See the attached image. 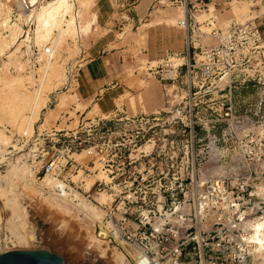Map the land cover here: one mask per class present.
<instances>
[{"label": "built area", "instance_id": "obj_1", "mask_svg": "<svg viewBox=\"0 0 264 264\" xmlns=\"http://www.w3.org/2000/svg\"><path fill=\"white\" fill-rule=\"evenodd\" d=\"M45 1L0 0V6L5 8L0 15V32L6 34L17 27L20 53L30 72L51 59V46H38L33 36V12ZM172 4L184 9L177 25L186 32V50L146 62L142 69L159 80L185 85L187 102L170 109L179 116L185 109L192 113L197 94L210 93V89L201 91L207 81L212 85L216 78L220 81L236 70L247 72L258 59L262 39L253 19L234 22L225 28H213L216 44L200 50L198 55V47L192 42L195 20L187 7L188 0H172ZM74 67H66V90L76 77ZM193 125L192 121H160L156 117L150 120L143 115L93 117L73 128L36 132L26 145H36L31 155L40 157L35 175L51 174L57 182L71 185L102 212L96 219L81 210L79 215L88 219L99 242L119 250L129 264H264V256L253 260L254 253L244 241L238 250L226 255L218 248L224 239L219 237L222 231H243L244 222L264 215V185H239L237 176H230L229 180L217 172L198 174L194 155L178 157L171 152L174 144L194 141ZM159 129H163V136H158ZM176 133L185 138L176 137ZM26 136H18L17 142H25ZM38 149L41 150L37 155ZM82 152L89 156L88 166L73 157ZM79 170L82 176L100 175L88 191L83 187V178L78 184L70 177ZM257 173L250 170L248 177ZM59 190L60 185L45 188L48 194ZM92 190L105 192L110 202L97 201ZM180 204H188L190 212H184L185 206ZM210 236H216L217 248L209 242Z\"/></svg>", "mask_w": 264, "mask_h": 264}, {"label": "rangeland", "instance_id": "obj_2", "mask_svg": "<svg viewBox=\"0 0 264 264\" xmlns=\"http://www.w3.org/2000/svg\"><path fill=\"white\" fill-rule=\"evenodd\" d=\"M91 2L92 0L85 3L82 0L75 2V10L81 15L80 26L89 21L88 19L91 16L92 25L95 23L96 16L94 14L84 15L90 8ZM252 4V0L240 2L233 0L231 2L232 12L236 15V23H244L254 18L253 14H249V6ZM0 7L4 9H1L0 13L3 14L5 8ZM215 14L214 12L208 15L213 18L207 16L202 21H198L199 30L192 33V42L198 47L195 49V53L197 54H199L200 50L216 44L217 41L212 36L211 31L213 28H225L231 24V18L222 21L218 17L214 19V16H217ZM179 18H182L180 14L173 22L176 26H178L177 20ZM211 19V24L207 25L206 22ZM145 26L144 24L138 30L134 29L133 31L127 28H117L113 34L115 43L109 45V48L118 47L119 45L124 46V52L128 55V62L124 65L123 74L126 85L131 92L126 91L117 104L120 105L127 97L134 93H140L146 84L150 83L151 88L147 91L144 102L155 103L160 100L159 104L144 109V113L135 114L134 111L130 112L131 114H135L132 117L143 115L144 119L150 120L152 117H156L160 121H183L186 123L192 121L194 123V141L192 143L183 142L174 144L170 150L171 152L178 157L189 156L190 154L194 155L196 157L198 174L206 173L209 175L217 172L218 175L228 177L229 180L237 176L239 185H264V40L261 42L262 48L260 54H258L257 61L252 63L247 72L236 70L231 73V76L225 77L220 81L216 78V82L212 85L207 81L204 87L201 88V91L203 89H210V93L205 96L197 94L198 96L192 102V104L196 103L192 113L190 114L185 109V111L177 116L175 113H171L170 109L179 105L183 106L187 102L185 85L180 82L159 80L157 76L153 77L142 69L148 59L142 52V48L146 44ZM92 29L93 26L89 31L85 33L81 32L75 38H69L67 43L63 45L62 50L55 56L59 65H57L51 76L53 78H50L49 86L47 84L45 88V93L48 94L46 104L40 110L38 119L32 124L31 132L26 136L25 142H17L18 136H21L23 133L15 125L13 126L10 121L20 112L19 110L23 109L21 107L25 105V101L20 95L15 93L11 95L10 91H8V95L5 93L7 96L5 95L4 98L0 99V116H2L0 119H5V121L2 119L3 123L0 124V135H4L5 138L9 139V144L6 147H2V149H5H3L4 152L0 155V173H6L14 159H26L27 165L34 173L35 185H40L43 175H35L39 168L40 157L35 158L34 155H31V152L36 149V145H33V149L30 148L32 145H26V142L34 133L38 132L41 134L44 129L53 126L55 121L60 118V113L69 112V115L75 118L67 128H73L77 125L78 116L75 115V110L83 109V107L75 96L71 95L73 94L72 91H76L74 87L75 82H73L69 90L64 88L65 70L67 65H71V67L75 66L73 72L77 73L80 65L90 58L87 54L89 44L103 34V32ZM193 29L197 30L196 26ZM45 44H49L52 48L51 41ZM15 48L11 47L6 52H0V68L4 69L5 63L8 62L7 73L10 77L17 76L26 79L31 72L25 69V62L22 59L20 51L17 50L12 54L13 56L8 57L10 51H13ZM196 57L202 59V56L196 55ZM44 62H41L33 72L35 79H39L40 75L37 71L40 66L42 68ZM162 84H174L172 90L175 97L171 94H169L171 95L170 98L166 97L167 95L164 96L165 89H168V86H163ZM32 89L33 87H30V90ZM5 97L8 98L6 99ZM62 97L63 104L59 107L56 106L58 100ZM167 98H169V103L165 102ZM135 99L136 96L132 97L128 102L132 104V100ZM74 104L76 105L75 109H70L71 105ZM45 111L47 113L43 116V120L42 114ZM98 113L99 111H97V106L95 105L94 109L87 114V117H93L94 114ZM26 115H28L27 112ZM60 119L61 124L57 127L58 129L63 127L66 121L64 117ZM163 129H159L158 136H163ZM176 137L185 138V135L176 133ZM21 150L23 151L22 153ZM40 150H37V155ZM28 153L30 155L24 157ZM73 157L79 164L84 166L89 165V156L86 152ZM34 165L37 167H33ZM250 170H256L258 173L256 176L248 177ZM81 174L82 171L79 170L77 175L72 173L70 177L74 182L78 181V184H81L80 180L83 178L85 191H88L93 181L100 177L99 174L92 176H82ZM38 176L39 178H37ZM89 183V188H86V185ZM22 185L24 186L23 182L19 181V184L16 186L17 188L14 187L13 191L18 194L16 200L19 207L26 208V212H28L29 220L27 221L26 229H31L34 233L21 238L10 230L12 226L10 227V222L7 218L11 211L2 201L12 197V191L9 192L8 190L7 192L6 187L0 200L3 218L0 220V252L16 249H45L60 255L64 259L65 264H116L119 250L112 246L103 245L94 237L90 222L79 215L78 208H74V206L68 204L59 205L62 202L47 196L48 193L44 192L42 194L37 191H31ZM69 186L75 189L71 185ZM77 192H80L79 194L84 196L85 198H83L94 206L89 201V198L86 197V194L78 190ZM91 193L96 200L100 195L109 197L106 202H110L111 200L110 196L105 192L95 193L92 190ZM179 195L182 196V194H178V197ZM180 206H185L183 207L184 212H190L188 204H180ZM100 213L102 215V212ZM223 213H226V211ZM208 228H210L209 225ZM243 233L241 229L233 232L231 230L222 231L219 237L224 239L221 241V245L218 246L219 250L223 251L225 255L233 252L235 248L238 250L237 246L242 242L241 235ZM213 235L214 233H211V236ZM211 236L209 237V242L212 243L214 248H217L215 246L217 242L216 236L214 238ZM22 239L31 240L33 243L20 241ZM252 257L253 260L257 259L254 255Z\"/></svg>", "mask_w": 264, "mask_h": 264}, {"label": "crops", "instance_id": "obj_3", "mask_svg": "<svg viewBox=\"0 0 264 264\" xmlns=\"http://www.w3.org/2000/svg\"><path fill=\"white\" fill-rule=\"evenodd\" d=\"M161 1V0H160ZM92 0L90 8L84 14H94L96 16L93 24L94 31L103 32V34L93 40L87 50L90 56L75 73L76 77L71 84L75 82V90L72 91L75 98L83 109H76L75 115L78 116V122H82L93 117H110V116H132L144 113V109L157 106L160 102L145 103L144 97L147 91L143 88L140 93H134L121 103L117 104L119 99L129 91V87L124 80V65L128 62V55L125 54L124 46L111 47L115 43L114 33L118 29L127 28L133 31L142 26L146 36L145 47L142 48L144 55L148 57L146 62L158 61L169 56L182 54L186 50V32L176 26L173 22L179 14L184 15V9L172 4V0ZM233 0H188L191 17L197 10H209L213 7L218 18L222 21L231 18V23L235 22L236 15L233 14L231 2ZM244 0H237V2ZM253 4L249 6V14L254 15V23L257 25L261 39L264 40V0H252ZM168 3V4H167ZM179 8V9H178ZM204 8V9H203ZM92 17V16H91ZM90 17V18H91ZM90 18L88 20H90ZM209 18H213L210 16ZM216 16H214V19ZM195 20V19H194ZM212 19L206 24L210 25ZM150 24V25H149ZM195 26L199 30V23L195 20ZM92 29V30H93ZM215 29V28H214ZM169 86L174 84H162ZM179 88V87H178ZM177 90L179 91V89ZM182 89V87H181ZM166 97L170 98L165 89ZM131 92V91H129ZM136 96L133 103L128 100ZM169 98L165 101L169 103ZM57 99V98H56ZM97 106L98 114L93 117H87V114ZM75 104L70 109H75ZM135 112L131 114L130 112ZM47 113L42 114V117ZM60 118H66L64 126L67 128L74 121V117L69 112L60 113ZM58 118L50 130L57 128L61 124ZM44 120V117H43ZM41 125V124H40ZM43 130V131H44Z\"/></svg>", "mask_w": 264, "mask_h": 264}, {"label": "bare ground", "instance_id": "obj_4", "mask_svg": "<svg viewBox=\"0 0 264 264\" xmlns=\"http://www.w3.org/2000/svg\"><path fill=\"white\" fill-rule=\"evenodd\" d=\"M76 1L77 0H46L45 2L37 6V8H35L33 12V20L35 24L33 29V36L36 44L38 46H44V44L47 42L51 41L52 43L51 59H46V61L42 64V68L40 66L37 71L40 75L39 79L34 78L33 72H31V74L26 79L17 76L10 77L7 73L8 62L5 63L4 69L0 68V99L2 97L4 98V96L6 95L5 93H7L8 95V91H10L11 95L14 93L20 95L25 101V105L21 107L23 109L19 110L20 112L17 111L18 114L10 120L12 122V125H15L25 135H28L31 132L32 124L38 119L40 110L46 104L48 94L45 93V88L49 83L50 78H53L51 76L54 73L55 68L57 67V65H59L57 59H55V56L60 52V50H62L63 45L67 43L69 38H75L79 35V33H85L89 31L93 26L92 20L85 22L83 26L79 25L81 15L75 10ZM87 1L89 0H82L83 3ZM1 9L3 8L0 7V13ZM182 9L183 8L181 7V10ZM214 12L215 11L213 7L210 6L209 10L201 9L195 11L193 13V16L196 21H202L205 17L207 18L210 13ZM18 37L19 32L17 27H13L6 34L0 32V52L3 53L8 51L11 47H17L13 51H10V55L8 54L9 57L13 53H15V51H20V42H18ZM69 49H71V47H69ZM30 87H33V89L30 90ZM150 88V83L146 84V86L144 87L145 91H149ZM167 88L168 94H171L175 97L172 90L174 86L169 85ZM63 102L64 101L62 97L60 100H58L56 106H61ZM26 112L28 113V115H26ZM1 117L2 116H0V118ZM2 119H0V124L3 123ZM3 120L5 121V119ZM8 144L9 139H7V137L5 138L4 135H0V155L4 152L3 149H5H2V147H6ZM22 152L23 151L21 150V153ZM29 155V153L25 154L24 157H28ZM79 155L80 153L73 154V156ZM19 181L23 182L24 186H22L24 188L31 191H37L38 193L40 192L42 194L45 192L46 187L60 185V190L58 192L49 193L47 196L60 200V202L62 203H60L59 205L68 204L74 206V208H78L79 210L83 211L90 219H96L101 216V211L96 209L95 206H93L91 203H88L86 199H84L85 197L79 194L80 192L72 189L68 184L64 185L60 182H57V180L51 174L44 175L40 180V185H35L34 173L32 169L27 165L26 159H14L11 162L8 171L4 174L0 173V200L1 196H3L2 194H4L3 192L6 187L7 192L8 190L9 192L12 191V197H9L2 202L5 206H8L11 211L10 215L7 218V220L10 222V227L12 226L10 230L21 238L23 236L32 235L34 231L31 229H26L27 221L29 220V216L27 214L28 212H26V208L23 209L19 207V204L16 200L18 194L13 191V188L19 184ZM89 185L90 183L86 185V188H89ZM103 196L104 195H100L97 197V200L101 203L106 202L107 198H109L107 196ZM225 207L227 208L226 210H228L229 204H226ZM1 210L2 208H0V220L3 219ZM243 214V212L240 213V216L242 218ZM244 225L245 227L242 231L244 233L241 235L242 241L246 242L248 246L251 247L250 250H252V252L254 253V257L258 258L264 256V215L254 219L253 221H246L244 222ZM20 241L30 243L32 242L28 239H22ZM116 264L129 263L126 261L123 254L119 252L118 258L116 259Z\"/></svg>", "mask_w": 264, "mask_h": 264}, {"label": "water", "instance_id": "obj_5", "mask_svg": "<svg viewBox=\"0 0 264 264\" xmlns=\"http://www.w3.org/2000/svg\"><path fill=\"white\" fill-rule=\"evenodd\" d=\"M0 264H65L55 252L45 249H16L0 252Z\"/></svg>", "mask_w": 264, "mask_h": 264}]
</instances>
